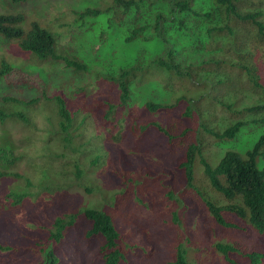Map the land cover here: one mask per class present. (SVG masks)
<instances>
[{"label":"trees","instance_id":"16d2710c","mask_svg":"<svg viewBox=\"0 0 264 264\" xmlns=\"http://www.w3.org/2000/svg\"><path fill=\"white\" fill-rule=\"evenodd\" d=\"M102 6L88 5L70 12L77 29H91V22L100 19L98 22L103 23L100 25L102 28L104 25L111 28L112 39L121 38V33L129 52L128 59H119L106 72H92V68L80 57L60 48L58 38L61 33L58 30L44 26L36 19L27 20L22 11L0 13V41L17 46L39 62L56 61L62 65L61 69L73 75L90 72L99 91L104 86L116 91L115 99L108 98L99 103L104 108L101 115L105 121L112 119L110 116L117 107H122L130 116L137 105L142 112L169 113L176 108L181 116L177 123L166 122L163 125L147 120L139 129L133 126L132 129L136 130L140 141L145 137L143 131L152 127L164 136L170 149L185 147L184 155L177 163L179 177L185 179L182 187L193 188L200 195L218 225L247 235L252 229L264 237V165H259V160H264V132L247 149L226 150L215 164L203 154L208 144L207 137L232 140L244 127L264 124V0H111L109 4L104 1ZM140 44H145V49ZM107 49L103 47L102 52ZM155 76L159 80L150 81ZM0 80L7 90L0 95V125L15 122L25 129L24 136L17 139L6 128L0 132V179L10 175L21 177L16 170H12L24 159V155L17 151L22 144L35 137L37 130L45 134L44 141L49 143L41 156L52 165L48 172L58 169L60 173H72L79 181L85 168L69 155L84 153L82 147L90 140H82L80 130L90 113L80 102L73 103L74 98L71 92L64 90L65 87L52 93L45 80L21 67L12 66L5 58L0 59ZM174 82L189 85L196 95L186 89L173 103L154 101L161 86L168 87ZM143 84L151 87L149 92L153 98L145 99L140 105L137 93L143 90ZM246 85L258 98L245 105L242 103ZM78 89L84 88L80 86ZM78 91L73 90V95ZM26 92L32 95L26 97ZM217 106L237 116L222 130L215 123ZM37 112L43 115L40 121L36 118ZM101 155H91L87 168L105 173L103 168L107 165ZM196 162L203 166L209 189L225 202L218 201L205 186L201 185L203 189H199L197 184L200 183L194 182ZM70 165L71 168L68 167ZM150 172L149 168L143 171L142 166L128 171L126 165L118 169L114 167L111 171L122 178V182H138L135 177L147 180L151 177ZM158 182L152 175L150 184L153 189L142 187L148 198L147 204L139 199L153 211L155 206L152 203L159 204L162 212L158 215L167 220L166 207L175 210L177 194L181 189L175 191L177 184L170 181L164 193L159 191V196L155 189ZM30 183L28 181V185ZM58 185L64 186L60 181ZM79 186L83 187V184L80 182ZM127 188L125 185L124 189L114 192L112 198L121 200ZM93 189L85 187L88 192ZM25 196L26 193H7L14 205ZM123 207L130 212L128 204ZM79 213L89 223L84 237L101 239L98 250L103 264H121L126 252L123 235L114 224L113 214L102 208L90 207H84ZM171 213L176 217L174 211ZM76 216V213L72 214L67 225H63L61 217L55 218L56 231L50 229L46 235L38 234L35 236L38 243L44 240L49 244H58L65 230L74 224ZM214 245L230 264H241L238 256L247 258L251 264L264 262V250L249 251L241 242H218ZM15 247V244L1 242L0 252ZM51 252L41 250L43 263L46 260V264H68L67 259ZM171 264H191L188 250L182 243L176 245Z\"/></svg>","mask_w":264,"mask_h":264},{"label":"rangeland","instance_id":"374dc122","mask_svg":"<svg viewBox=\"0 0 264 264\" xmlns=\"http://www.w3.org/2000/svg\"><path fill=\"white\" fill-rule=\"evenodd\" d=\"M104 1H108L109 4L111 0H31L17 3L12 0H0V13L22 11L26 14L27 20L36 19L42 25H49L53 30H58L61 33L58 38L60 48L80 57L92 68V72H106V69L116 65L119 59L120 61L128 59L129 52L121 39V33L119 32L121 38L112 39L109 33L111 28L105 25L102 28L100 25L103 23L98 22L100 19L91 22V29L88 27L77 29L70 12L88 5L101 8ZM111 19L113 21V18ZM140 46L143 49L146 47L145 44ZM103 47L108 49L102 52ZM151 49L154 50L155 47L152 46ZM115 57L118 59L109 61ZM1 58H5L12 66L21 67L45 80L52 93L61 87L71 92L73 103L80 102L90 113L80 130L82 140L89 138L90 141L83 145L84 153L69 155L71 158H76L85 168L83 177L79 181L72 173H60L58 169L56 172H48L52 169V165L46 163L45 158L41 159L43 150H47L49 146V143L44 141L46 137L44 133L35 130V137L20 146L17 152L24 155V159L12 170H16L21 177L10 175L0 179V243L16 246L0 252V264H46V260L43 263L42 249L58 253L62 258L67 259L68 264H103L98 250L101 239L84 237V230L89 226L85 217L79 213L84 207L102 208L113 214L114 224L123 235L122 241L126 252L121 264H171L178 243H182L188 250V261L191 264H230L215 248L214 244L218 242L237 241L245 244L249 251L264 250V237L259 236L252 229L247 235L218 225L211 218L200 195L193 188L182 187L185 179L179 177L180 170L177 168V163L184 155L185 147L170 149L164 136L152 127H147L145 132L143 131L145 137L140 141L136 130L132 129V126L139 129V126L147 120H155L163 125L166 122L177 123L181 120V116L176 108L169 113L142 112L137 105L133 108V115L130 116L122 107H117L110 116L112 119L105 121L101 115L104 108L99 103L104 99H115L116 91L105 86L99 91L96 80L90 72L73 75L61 69L60 63L39 62L17 46L5 41H0ZM156 80H159L158 76L152 77L150 81L157 82ZM80 86L84 89L79 90ZM247 87L246 85L243 89L242 104L245 105L258 98ZM142 89L137 93L140 105L145 99L153 98L149 92L151 87L145 85ZM186 89L196 95L189 85L174 82L168 87L161 86L159 96L153 99L173 103L175 98ZM73 90L78 91V94L73 95ZM6 91L4 82L0 80V95L7 93ZM68 94L67 92L66 95ZM30 95L31 92H26V97ZM236 117L226 108L216 107L215 123L220 130L231 121H235ZM36 118L40 121L43 115L37 112ZM5 128L15 139L24 136L22 133L25 129L18 123L6 122L0 125V132ZM263 132L264 124L259 127L246 126L232 140L220 141L207 137L208 144L203 154L215 164L226 150L247 149ZM95 153L103 154L101 158L104 157L107 165V168H103L105 173L94 172L87 168L91 155ZM122 165H126L128 171L135 170L139 166H142L143 171L149 168L151 177L147 180H139L134 176L138 182L132 180L122 182V178L111 173L114 167L118 169ZM259 165L263 166L264 160L260 159ZM194 172V182L200 183L197 184L199 189H203L201 186L203 185L218 201L225 202L219 194L207 186L203 166L199 162L195 163ZM129 174L130 172L127 173ZM152 175L159 180L155 188L159 196V191L164 193L170 181L173 184L174 181L176 182L175 191L181 189L177 194L175 210L166 207L167 220L162 215H158L162 212L159 204L152 203L155 206L154 211L145 206L148 198L144 195V190L148 187L153 189L150 184ZM28 181L31 182L30 185ZM59 181L64 186L59 187ZM80 182L83 187L79 186ZM125 185L128 186L125 190L127 193L124 192L125 196L119 201L115 197L113 199V193L124 189ZM87 186L94 189L88 192L85 190ZM143 186H145L144 190ZM8 192L26 193L27 196L14 205L12 198L7 197ZM139 198L146 203H142ZM125 204L129 205L130 212L123 207ZM173 211L176 217L172 215ZM74 213L77 214L73 219L74 224L65 230L64 237L58 244H49L44 240L41 244L38 243L35 236L46 235L50 229L56 231L55 218L61 217L63 225H67L70 224L72 219L70 216ZM237 259L241 264H251L243 256H238Z\"/></svg>","mask_w":264,"mask_h":264}]
</instances>
